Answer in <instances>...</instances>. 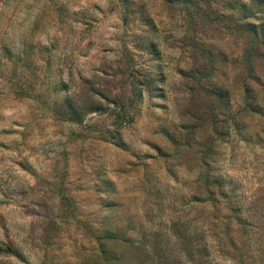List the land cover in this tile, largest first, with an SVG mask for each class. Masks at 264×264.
<instances>
[{
    "label": "rangeland",
    "instance_id": "1",
    "mask_svg": "<svg viewBox=\"0 0 264 264\" xmlns=\"http://www.w3.org/2000/svg\"><path fill=\"white\" fill-rule=\"evenodd\" d=\"M0 264H264V0H0Z\"/></svg>",
    "mask_w": 264,
    "mask_h": 264
}]
</instances>
